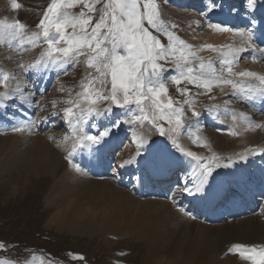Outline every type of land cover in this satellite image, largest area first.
<instances>
[{"label": "snow or ice", "instance_id": "snow-or-ice-1", "mask_svg": "<svg viewBox=\"0 0 264 264\" xmlns=\"http://www.w3.org/2000/svg\"><path fill=\"white\" fill-rule=\"evenodd\" d=\"M11 7L16 10L21 5L17 0H11ZM77 7L81 9L78 14L69 11ZM219 8L221 6L212 0L210 6H206V18L207 14ZM262 9L264 0H240L239 7L230 9L233 15L244 14L247 23L243 29H233L227 22H213L209 18L208 27L214 31H237L241 37L246 36L247 47L221 52L219 68L212 63L205 64L191 45L169 30L160 19L156 0H51L36 25L37 30L26 40V25L19 19L12 23L0 21V39L19 40L22 46H35L41 42L47 45L36 63L25 65L18 62V71L24 74L19 78L24 82L23 87L0 91V122L9 124L12 131H24L26 127L38 130L40 124L52 121L53 117H62L75 138L66 159L73 164L75 171L80 172L82 168L74 160L77 151L93 156L113 130L125 122L144 124L147 121L172 148L198 162L199 172L184 183L183 194L203 199L211 191L221 169L233 168L238 163L246 164L251 155L264 153L249 149L238 154L237 160L229 158L227 163L221 162L219 156L201 162L204 158L186 151L178 143V134L185 127L183 120L190 118L186 117L183 106H173V100L167 95L166 82L170 80L177 86L184 82L205 92H210L213 85L221 87V90L224 86H231L233 91L230 95L241 104L259 101L264 105V75L233 70L234 63L248 48L264 54V16L257 19ZM161 35L166 37V43ZM81 57H84L86 69L91 70L83 78L82 91L77 93L82 99H70L67 103L74 107L43 116L37 124L32 117L37 111H46L47 106L38 107L42 100L37 99V94L43 97L44 91L38 90L29 76L42 79L49 68L61 69L66 74L69 66L81 63ZM109 77L110 88L107 87ZM236 78H250L258 84ZM3 80L8 81L9 76L4 75ZM177 90L182 96L193 95L188 88L178 87ZM105 104L107 107H103ZM184 104L191 109V117L199 121L202 113L195 109L194 101L186 99ZM50 106L55 107V102ZM114 108L126 109L125 115L131 118L127 121L119 116L114 118ZM241 116L251 120L243 113ZM232 119L235 120L236 116L233 115ZM103 120L108 124L92 134L90 129L96 128ZM159 121H167L171 126L166 129ZM154 143V140L138 138L135 157L124 160L120 165L135 164L141 170V174L135 176L138 184L152 180L163 166L162 158L152 152ZM180 211L191 215L182 206ZM229 252L239 254L251 264H264V247L257 250L255 246L249 249L235 244ZM0 264L6 262L0 261Z\"/></svg>", "mask_w": 264, "mask_h": 264}, {"label": "rangeland", "instance_id": "rangeland-1", "mask_svg": "<svg viewBox=\"0 0 264 264\" xmlns=\"http://www.w3.org/2000/svg\"><path fill=\"white\" fill-rule=\"evenodd\" d=\"M0 2L2 3H0V21L12 23L19 19L26 25L24 37H28L37 30L36 25L51 0H17L21 7L16 10L12 9L11 0H0ZM156 3L160 19L165 22L169 30L174 31L187 44L191 45L205 64L212 63L214 67L219 68L221 60L219 49L200 44L203 39L201 35L210 29L209 27L205 29L206 25L201 19L200 13H195L187 8L181 9L176 0H156ZM80 10L77 7L69 11L78 14ZM173 25L175 27H172ZM68 31L71 32V29ZM160 38L163 42H167L166 37L161 35ZM15 41L17 40L0 39V51L1 49L6 50L5 53L8 51V54L13 53L15 55V62L13 60H9L7 63L0 61V91L10 89L12 85L20 81L23 83L19 78L23 77L24 74L18 71V62L25 65L34 64L42 50L44 51L47 47L42 42L35 46L29 45L26 50L20 52L11 46L14 45ZM83 60L84 57H81V63L72 66L68 74L61 76L51 94L46 96L42 103L43 107L47 106L46 116L57 110L62 112L66 107H74L67 101L78 99L77 93L81 91L83 78L88 71H91L86 69ZM198 63L199 61H197ZM56 70H58L57 74L62 71L61 69ZM4 75L9 76L8 81L3 80ZM166 86L168 87V98L174 102L173 106H183L186 117L190 118L183 120L185 127L178 136H182V139L187 141L186 144L190 145V149L195 153L205 151L209 155L211 149L206 145V142L203 143V138L199 139L196 136L190 138V128L197 120L191 117V109L184 104V101L186 99L194 101L195 109L202 113L199 122L204 131V136L206 139L214 141L219 136L220 131L213 128H211L212 131L209 130L210 128L206 129V124L204 123V128L202 123L205 119L210 123L209 119L213 120L216 116H220L217 107L222 102L223 93L231 89V86H224L221 90V87L216 86L214 88L213 85L210 92H205L203 89L187 85L184 82L177 86L170 80L166 82ZM107 87L110 88V77ZM178 87L188 88L193 95L182 96L177 90ZM227 100L228 104L235 105L236 103V101L232 103L229 99ZM52 102H55V107L50 106ZM145 103L148 104L149 102L145 101ZM103 107H107V105L105 104ZM77 111L79 110L77 109ZM123 114L125 115L124 110ZM123 114L122 117L126 120L127 117H124ZM54 118L57 127L49 133L32 134L31 137L27 134L22 136L17 133L0 135V261H4L6 264H156L147 251L148 245L142 241L141 243L135 236L133 238L115 237L106 233L94 235L92 230L90 231V228L86 227L90 226L91 223L85 226L88 230L73 231L69 225L63 224L65 219H59L60 221L53 219L58 212L56 195L70 192L79 198L80 187L84 186L82 190L85 192L88 181L79 172L71 169L73 164L66 157L75 138L68 140L70 133L66 131L63 118ZM145 122L141 124L140 128L144 130L151 126L150 134L159 139L160 136H157L153 126L149 123L145 125ZM159 122L166 129L171 126L169 122ZM132 125H134V129L137 128L136 122ZM68 128L70 129L69 126ZM93 130V128L90 129V132L93 133ZM228 132L230 130H226L225 133ZM193 140L197 146L191 143ZM64 146L66 147V150H62L64 155L56 160L51 151L60 156L62 152L60 147ZM125 146L126 149L120 154L127 153L129 146L127 143ZM133 150L135 151V149ZM133 150L129 154H125V158H131L134 153ZM32 163H38V166L29 170ZM82 171L84 172L83 168ZM230 226L232 225L228 227ZM188 237L189 234L184 232L182 235L176 233L175 237L170 238V248L174 249L177 243L181 241L183 248H185ZM235 244L248 246L250 243L240 242L227 245V250L229 251ZM256 244L262 245L263 243ZM256 244L252 243V245ZM233 254L240 256L237 253ZM220 263L222 264V261L214 262V264Z\"/></svg>", "mask_w": 264, "mask_h": 264}, {"label": "bare ground", "instance_id": "bare-ground-1", "mask_svg": "<svg viewBox=\"0 0 264 264\" xmlns=\"http://www.w3.org/2000/svg\"><path fill=\"white\" fill-rule=\"evenodd\" d=\"M179 1L181 4H186L188 0ZM222 20L232 25L231 27L233 29H240L239 24L237 22L235 23L234 16L224 13L222 14ZM201 37L203 39L200 44L206 47H216L219 49L220 53L227 51L229 48L247 47L246 36L241 37L237 31L217 32L210 28L207 32H204ZM5 52L6 50L1 49L0 61L7 63L9 60H13L15 62V55L13 53L8 54V51L7 53ZM253 57H255V59H253ZM39 59L40 58H38V60ZM70 67L71 66L68 68ZM233 70L237 72L251 71L258 75H264V54H255L252 52L251 48H248L247 51L241 54L239 60L234 63ZM57 72L58 70L49 68L42 79H36L34 81L36 88L38 90H43L45 94L51 83H54V80H56ZM29 77H32V75ZM236 79H243L247 83L253 85L258 84V81L250 78ZM17 86L23 87L24 84L18 82L12 85L10 89ZM215 87L214 85V88ZM232 91L231 88L222 95V102L217 107L220 116H216L213 120L209 119L211 128L218 130L220 127V129H222L220 130L219 136L216 137V140L211 141L205 138L204 131L199 121H196L190 128V138L194 136L199 139L203 138V143L206 142V145L211 149L209 155L206 154L205 151L195 153L190 149L191 146L186 144L187 141L182 139V136H178V143L181 144V147L195 153L198 157L204 158L201 162H207L213 156H219L221 162L227 163L229 158L237 160L238 154L244 153L246 150L256 149L258 153L260 149L264 148V137L262 136L264 134V127H261V125H264V116H260L256 113L254 104L252 103L245 104V107L243 106V108H241L244 111L239 110V106L242 104L237 99L235 105L228 104L227 99L232 97L230 95ZM37 98L41 97L37 94ZM80 99L82 98L78 96V100ZM247 108H249V110ZM37 113L38 111L36 114ZM39 113L40 117H42L44 112L39 111ZM113 113L114 118L116 116L122 117L123 111L113 109ZM241 113L251 117V120L243 119ZM233 115L236 116L235 120L232 119ZM123 116L125 115L123 114ZM107 124V120L101 121L96 128H93L94 130L92 132L96 133L102 130V126H106ZM136 125L137 128L134 129V125L125 123L120 128L113 130L112 135L106 138V142L101 146L100 151L93 156H89L87 152H79L76 162H78L84 170V172L80 171L79 174L88 179L85 192L82 190L84 188L83 186L80 187L81 192L79 198L70 192L67 194L58 193L56 195V200L58 202L56 208L58 212L55 214V218L57 219H53L55 221L65 219L63 224L69 225L73 231L88 230L85 226L91 223L92 227L91 224L86 227L90 228L89 230H92L94 235L106 233L115 237L124 236L133 238L135 236L140 242H145V244L148 245L147 251H149L151 259H154V263L156 262V264H214V262L219 263L220 261H222V264H251V261L246 263L241 256L230 253L227 250V245L240 242H245L247 244L263 243L262 245H264V204L261 208V212H259L260 214L255 217L240 219L232 223L220 224L219 226H212L205 221H201L200 218L195 215L192 203L187 205V207L182 206L189 197L183 194V185L186 181H190V179L198 174V162L191 157L180 154L178 150L170 146L166 138L160 137L157 139V137L152 136L150 134V130H152L151 126L143 130L140 128L141 124L139 122H136ZM42 126L41 128L43 130L51 128L50 122L42 124ZM2 128L9 129V131L5 132H15L11 130L9 124L0 122V129ZM226 130H230V132L225 133ZM25 131H29V129L25 128L24 131H18L16 133L22 136L27 134L31 137L29 133ZM34 132L38 135L37 133H39V130H35ZM69 133L70 136L68 140L73 138L71 127ZM201 135L203 136L200 137ZM138 138L155 141L152 145V152L157 157L162 158L164 167L166 164H169V166H174L175 163L179 164L180 160L185 163L186 166L183 167V169L186 170L187 173L186 176H182L185 181L183 185L178 184L180 190H182L181 195L176 192L175 195L168 197L167 200L155 198H147L146 200L138 198L135 193V186H133L131 190L127 189L132 181H135V176L139 175V171L141 170L135 164L123 167L120 165L123 164L124 160L130 159L125 158V154H129L133 149H135V151L133 150L134 153L131 155V158L135 157ZM123 140L125 142L127 141V146H129L127 153H119L117 159L112 160L111 153L119 147ZM191 143L197 146L194 140ZM70 146L72 149L73 144ZM124 149H126V146L122 148L121 152H123ZM62 150H66V147H60V151ZM51 152L56 160L64 155V151L60 153V156L53 153V151ZM258 157V154L251 155L246 164L238 163L233 168L221 169L220 175L217 176L216 179V183L218 182V184L215 185L214 183V188L218 190L219 188H224L228 184L232 185L234 183L235 173L241 177L248 176L249 172L254 175L256 172L255 169H258V167L262 166L264 163L261 159H258ZM141 164H143V161H141ZM36 166H38V163H32L29 166V170ZM163 166L161 168H163ZM91 167H93L94 170L93 175L89 173V168ZM72 168L73 171H75L73 166H71V169ZM167 171L168 169H165L164 173ZM107 172H109L111 176L109 179L106 178L105 175ZM132 172L135 174H132ZM127 174H129V176ZM145 183L150 184V181L145 180L144 185H146ZM210 195L211 193H208L205 198H208ZM194 200L196 201V199ZM181 206L188 210L191 215H186L184 212H181ZM229 225L232 226L228 227ZM182 232L189 234L185 242L186 247L183 248L181 241L177 243L174 249L170 248V238L175 237L176 233H181L182 235Z\"/></svg>", "mask_w": 264, "mask_h": 264}]
</instances>
